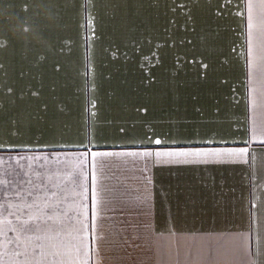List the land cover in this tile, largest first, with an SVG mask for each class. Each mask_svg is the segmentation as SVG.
<instances>
[{
  "label": "crops",
  "instance_id": "0c3cea01",
  "mask_svg": "<svg viewBox=\"0 0 264 264\" xmlns=\"http://www.w3.org/2000/svg\"><path fill=\"white\" fill-rule=\"evenodd\" d=\"M262 21V0H0V264H47L38 235L65 264H264Z\"/></svg>",
  "mask_w": 264,
  "mask_h": 264
},
{
  "label": "snow or ice",
  "instance_id": "6c2138e0",
  "mask_svg": "<svg viewBox=\"0 0 264 264\" xmlns=\"http://www.w3.org/2000/svg\"><path fill=\"white\" fill-rule=\"evenodd\" d=\"M264 2V0H262ZM249 27H252V4L249 3ZM264 22V21H262ZM251 35V33H250ZM261 134H264V128L261 129ZM155 143H161L160 140H156ZM247 150L244 148L240 149H215V150H193V151H165V152H156L155 155L159 157H216V158H235L237 156H243ZM102 155H109V153H98V152H92L91 156H102ZM145 155H151L150 153H145ZM88 156V153H84L83 157L84 159L81 160V163L86 162V158ZM37 187V191L39 192V186ZM44 191L47 192V187L45 186ZM87 189H85V192ZM56 194L53 193V196ZM37 199H41V197L38 195ZM93 217H95V209H96V193L95 188L93 189ZM29 209L32 208V205H27ZM42 212L41 210H38ZM40 220L41 223H35L36 220ZM51 219V217H44L43 215H30L28 220H25L20 228V231L24 232H51L55 231L56 236L59 237L61 229H53L52 226L48 225L45 221ZM29 220L34 221V224L32 227H27ZM36 240H40L41 243H33L34 249H39V256L43 257L45 261H47V264H65V261L62 259V257L65 255V249L68 247L63 241L59 242H53V238L47 237V236H36ZM72 247H75L74 245ZM77 252H84L85 255H87V252L84 250L83 245H81L79 248L76 249Z\"/></svg>",
  "mask_w": 264,
  "mask_h": 264
}]
</instances>
